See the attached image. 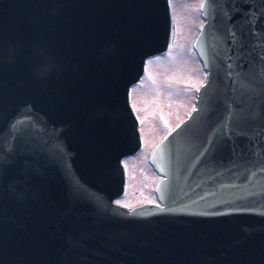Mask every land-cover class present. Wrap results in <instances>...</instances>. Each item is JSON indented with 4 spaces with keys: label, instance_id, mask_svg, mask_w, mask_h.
Here are the masks:
<instances>
[{
    "label": "water",
    "instance_id": "95a60500",
    "mask_svg": "<svg viewBox=\"0 0 264 264\" xmlns=\"http://www.w3.org/2000/svg\"><path fill=\"white\" fill-rule=\"evenodd\" d=\"M203 8L208 80L157 157L187 196L127 217V92L167 47V1L0 0V264H264V0Z\"/></svg>",
    "mask_w": 264,
    "mask_h": 264
},
{
    "label": "rangeland",
    "instance_id": "374dc122",
    "mask_svg": "<svg viewBox=\"0 0 264 264\" xmlns=\"http://www.w3.org/2000/svg\"><path fill=\"white\" fill-rule=\"evenodd\" d=\"M172 3L177 40L173 36L176 42L174 40L172 49L165 58L148 63L147 76L134 93V108L138 116L146 120L143 133L146 145L148 144L147 150L192 107L194 88L202 80V73L199 71L195 56H191L192 58L189 56V41L187 42L201 23L197 11L199 0L187 4L182 0H172ZM146 152L138 160L136 159L137 162L140 159L145 165ZM132 169L138 173L139 182L130 185L133 193H130L125 201L129 204L141 199H149L148 194L144 193L146 186L152 185L157 180L142 167L140 162L138 166L135 163ZM146 173L148 177L144 179Z\"/></svg>",
    "mask_w": 264,
    "mask_h": 264
},
{
    "label": "bare ground",
    "instance_id": "6f19581e",
    "mask_svg": "<svg viewBox=\"0 0 264 264\" xmlns=\"http://www.w3.org/2000/svg\"><path fill=\"white\" fill-rule=\"evenodd\" d=\"M136 165L138 166L139 165V162H137Z\"/></svg>",
    "mask_w": 264,
    "mask_h": 264
},
{
    "label": "snow or ice",
    "instance_id": "6c2138e0",
    "mask_svg": "<svg viewBox=\"0 0 264 264\" xmlns=\"http://www.w3.org/2000/svg\"><path fill=\"white\" fill-rule=\"evenodd\" d=\"M117 203H120L119 201H117Z\"/></svg>",
    "mask_w": 264,
    "mask_h": 264
}]
</instances>
